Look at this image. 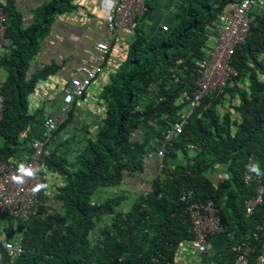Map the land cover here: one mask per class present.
I'll use <instances>...</instances> for the list:
<instances>
[{
  "label": "trees",
  "instance_id": "1",
  "mask_svg": "<svg viewBox=\"0 0 264 264\" xmlns=\"http://www.w3.org/2000/svg\"><path fill=\"white\" fill-rule=\"evenodd\" d=\"M239 1L190 0L181 20L149 39L138 26L120 65L109 68L106 57L104 86L86 88L87 104L76 101L68 113L62 105L64 116L53 117V129L45 127L44 119L38 212L28 223L7 219L0 231V264H174L180 246L194 239L188 207L209 201L224 230L228 222L235 226L232 242L209 264H233L231 247L239 243L249 244V259L255 261L261 254L254 234L258 225L264 228V194L249 216L244 204L264 186V10L250 13L249 35L231 57L237 74L222 92L213 91L200 101L181 134L171 128L187 109V102L175 106V101L190 94L189 82L200 77L208 28L227 5ZM0 6L9 39L0 50V162L11 163L32 154L30 142L38 130L36 114L30 111L32 97L39 83L59 69L54 62L36 68L37 57L56 20L76 7L74 0H47L31 10V21L25 24L15 0H3ZM228 98L240 121L221 112ZM77 107L90 108L96 119L84 118L77 125ZM150 123L164 126L152 148L155 157L147 150L148 138H141ZM217 164L227 178H214ZM146 171L148 181L143 183L140 177ZM51 175L60 181L55 191L59 211L44 200ZM142 185L148 191L140 192ZM18 236L24 253L11 259L2 241L15 242Z\"/></svg>",
  "mask_w": 264,
  "mask_h": 264
},
{
  "label": "built area",
  "instance_id": "2",
  "mask_svg": "<svg viewBox=\"0 0 264 264\" xmlns=\"http://www.w3.org/2000/svg\"><path fill=\"white\" fill-rule=\"evenodd\" d=\"M148 1L118 0L113 19L107 24V29L111 32L136 29L138 21L143 19L148 12ZM261 3V0H242L231 13H225L222 16V24L217 25L214 31V44L206 58L201 62L200 77L192 80L195 89L192 97L188 98L191 111L182 116L178 123H172L173 132L180 134L184 123L199 102L213 91L222 92L226 87L227 80L237 74L230 65L231 57L235 48L244 44L249 35V10L260 7ZM6 24L7 17L3 7L0 6V50L9 45V39L6 37ZM165 29L163 27V30ZM94 51L96 60L92 63H84L78 74L71 79L70 88H65L62 92L63 112L68 113L76 101L87 104L88 100L83 98L86 88L92 84L97 85L98 81L103 78L105 73L102 65L109 53V44L106 41L97 42ZM174 81L178 82L179 78L174 77ZM3 103V97L0 95V121L3 116ZM54 124L53 117L47 116L45 127L53 129ZM166 124L169 125L168 122ZM170 137L167 136V138ZM45 140L46 138L31 142L33 152L29 157L11 161V163L9 161L0 162V218H13L16 222L28 223V220L38 212V196L42 185V171L39 161ZM164 149L160 155L163 154ZM22 168L25 172L31 171L32 175H26L25 172L21 171ZM249 171H251V164L246 166V180L250 178ZM263 194L264 186L260 185L256 196L244 204L246 215L249 216L254 212L256 206L262 202ZM188 211L194 239L188 243L187 249L193 253L202 254L207 250L209 237L223 232V222L220 221L218 211L212 201L205 204L193 203L188 207ZM10 237L14 238L11 234ZM254 238L259 239L261 243V254L256 257L254 262L251 261L249 259L251 247L247 243H241L233 247L235 252L233 264H264V228L261 229V234L255 233ZM15 240V242L11 240L2 241V247L11 259H16L24 253L22 238L18 236Z\"/></svg>",
  "mask_w": 264,
  "mask_h": 264
},
{
  "label": "crops",
  "instance_id": "3",
  "mask_svg": "<svg viewBox=\"0 0 264 264\" xmlns=\"http://www.w3.org/2000/svg\"><path fill=\"white\" fill-rule=\"evenodd\" d=\"M0 1L3 2V0ZM46 1L47 0H15V5L25 16L23 20L24 23L28 24L31 21V16L29 15L31 14V10ZM117 1L118 0H74V5L76 7L75 11L72 14L59 18L53 25L54 27L52 26L50 36L43 43V48L37 57L35 67L41 69L43 66L50 65L54 62L58 65L59 69L54 75L39 83L35 95L32 97L31 112L37 114L36 124L38 125V130H36L35 126L37 125H35L34 130L36 131H33L34 135L31 141L41 140L43 137V121L47 116L56 117L57 119L64 116L61 113L62 87L69 82L72 75L82 67L84 63H92L95 61L94 46L98 41L105 40L110 44H114V51L108 56L109 68L114 69L122 63L129 42L133 39V34L131 35L130 32L125 31L111 32L106 28V25L113 18ZM189 3L190 0H149V13L139 25L143 35L149 39L160 34L161 27L164 25L168 28H172L177 21L181 20L180 16L183 14L184 9L188 7ZM210 36L211 35H209V37ZM213 44L214 43L207 37L206 47L204 48L205 56L199 61V69L201 62L206 58ZM82 45H84L85 48H80ZM174 77L177 76L174 75L173 79ZM103 79L104 78H101L98 81L97 88L100 89L104 86ZM178 82L174 81L176 84ZM189 83L192 85L190 94H183L175 102L185 101V97L192 95L195 84L193 82ZM97 88L93 90L98 91ZM36 95L38 96L35 97ZM90 103V106H93V100H91ZM234 104L233 100L229 98L226 99L221 108V112L228 113L231 121H240L239 115L233 109V107H235ZM81 107H77L73 110L74 113H76L75 122L77 125L83 123L84 118L88 120L94 118L90 108ZM184 111L185 110L182 109L179 114ZM163 123H156L157 125L150 123L146 128H141L143 132L141 138H148V147L151 149L157 146L161 127L163 132ZM165 124L166 123H164V125ZM38 133L40 136H37ZM25 157H27V155L24 156V158ZM179 160L180 158L177 161ZM154 172H156V170ZM215 173V179L218 177L227 178L220 164L215 166ZM59 185L60 181L58 177L52 175L50 177L47 176L45 185L47 188L45 189L44 200L48 208H54V211H59L61 209V203L55 199L56 187ZM138 190L140 192H145L148 191V187L146 186L145 188L141 186ZM4 226H7V222L0 221V231ZM257 229V231H259L262 228L258 225ZM10 234L14 236L15 232L12 231ZM234 235L235 226L231 222H228L222 233L209 237L206 252L197 254L193 253L191 250L188 251L185 244L180 246L177 250L174 264H209L208 259L211 257L222 256L224 250L234 239Z\"/></svg>",
  "mask_w": 264,
  "mask_h": 264
},
{
  "label": "clouds",
  "instance_id": "4",
  "mask_svg": "<svg viewBox=\"0 0 264 264\" xmlns=\"http://www.w3.org/2000/svg\"><path fill=\"white\" fill-rule=\"evenodd\" d=\"M241 1L242 0H240L239 2H237L236 4H230V5H227L222 11H221V13H219L218 14V16H217V18H216V20L211 24V26L208 28V30H207V37L209 38V40H211L212 41V43H214L213 42V37H214V31H215V29H216V26L217 25H220V24H222V16L225 14V13H231L232 11H233V9L236 7V6H238L240 3H241ZM118 2V1H117ZM261 5H260V7H257V8H252V9H250L249 10V18H250V23H251V14L250 13H252V12H258V11H261V10H264V0H261ZM0 3H2L1 1H0ZM117 5V4H116ZM116 7V6H115ZM115 10V9H114ZM148 13H149V4H148V12H147V14H146V16L148 15ZM114 15V14H113ZM145 16V17H146ZM144 17V18H145ZM143 18V19H144ZM113 19V18H112ZM111 19V20H112ZM143 19H140L139 21H138V24H137V27H136V29L138 28V26H139V24H140V22L143 20ZM111 22V21H110ZM163 27H165L166 29L165 30H163ZM106 28H107V25H106ZM167 26L166 25H164V26H162L161 27V32L163 31V32H165L166 30H167ZM136 29H134L133 31H125V32H130V33H132V32H134ZM110 31V30H109ZM119 31H122V30H119ZM115 32H117V31H115ZM209 35H211V36H213V37H209ZM248 37V36H247ZM100 41H105V40H100ZM100 41H98V42H100ZM108 44H109V51H110V43L108 42V41H106ZM97 44V43H96ZM95 44V45H96ZM241 46V45H240ZM239 46V47H240ZM108 55H109V53H108ZM108 55H107V57H108ZM207 56V55H206ZM96 60V59H95ZM106 60V59H105ZM89 61H92V60H89ZM88 62V61H87ZM200 70V69H199ZM77 74L76 73H74L73 75H72V77L70 78V80H69V82L71 81V79L73 78V77H75ZM103 78H104V76H103ZM63 95V94H62ZM193 95V94H192ZM192 95H190V96H188V97H185V101H181V102H175V106H179V105H181V103L182 102H187V109L184 111V112H182L181 114H179L178 115V118L181 120V117L182 116H184V115H186L188 112H190L191 111V108H190V106H189V100H188V98H191L192 97ZM209 97V96H208ZM205 98H207V97H205ZM205 98H203V99H205ZM179 99V98H178ZM177 99V100H178ZM202 99V100H203ZM75 103V102H74ZM200 103V102H199ZM198 106V105H197ZM197 108V107H196ZM195 109V108H194ZM193 109V110H194ZM193 110H192V112H191V114L189 115V117L192 115V113H193ZM189 117L187 118V120L189 119ZM179 120V121H180ZM187 120H186V122L184 123V125H183V127H182V131H183V128H184V126H185V124L187 123ZM178 121V122H179ZM167 122V121H166ZM165 122V123H166ZM178 122H175V123H173V124H176V123H178ZM182 133V132H181ZM180 133V134H181ZM177 135H179V134H177ZM190 147H192V146H190ZM156 157H158V156H156ZM21 171L22 172H25V170L22 168L21 169ZM25 174L26 175H29V176H31L32 175V172L31 171H26L25 172ZM14 179H18V178H14ZM223 225H225V223H223ZM223 231H224V228H223ZM222 233V232H221ZM220 234V233H219ZM214 235H216V234H214ZM239 244H241V243H239ZM239 244H234L232 247H231V251H232V253L234 254V256H235V252L233 251V247L234 246H237V245H239Z\"/></svg>",
  "mask_w": 264,
  "mask_h": 264
},
{
  "label": "rangeland",
  "instance_id": "5",
  "mask_svg": "<svg viewBox=\"0 0 264 264\" xmlns=\"http://www.w3.org/2000/svg\"><path fill=\"white\" fill-rule=\"evenodd\" d=\"M58 21V19L56 20V22ZM55 22V23H56ZM54 23V24H55ZM54 27V26H53ZM80 48H85V46L84 45H82V46H80ZM70 74H72V73H70ZM32 110V107H31V104H30V111ZM36 116H37V114H36ZM147 150L149 151V154L150 155H154V151L150 148V147H147ZM20 159H22V158H20ZM155 162V161H154ZM152 165H153V163H152ZM155 165H156V162H155ZM153 167H154V165H153ZM150 169L147 167V171H149ZM146 171V174H144V175H142V177H140V178H142V182L144 183V182H147L148 181V178H147V174H148V172ZM143 186V185H142ZM0 221H2V222H7V219H0ZM15 234H16V232H15ZM4 236V235H3ZM188 251H190V250H188Z\"/></svg>",
  "mask_w": 264,
  "mask_h": 264
}]
</instances>
